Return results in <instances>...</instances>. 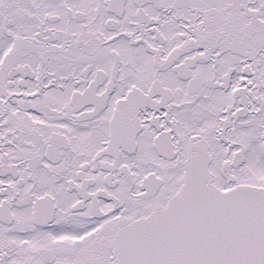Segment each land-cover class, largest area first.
<instances>
[{
	"label": "snow or ice",
	"instance_id": "snow-or-ice-1",
	"mask_svg": "<svg viewBox=\"0 0 264 264\" xmlns=\"http://www.w3.org/2000/svg\"><path fill=\"white\" fill-rule=\"evenodd\" d=\"M0 264H264V0H0Z\"/></svg>",
	"mask_w": 264,
	"mask_h": 264
}]
</instances>
